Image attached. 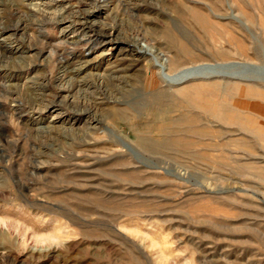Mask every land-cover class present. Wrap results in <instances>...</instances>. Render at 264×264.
<instances>
[{"label": "rangeland", "instance_id": "374dc122", "mask_svg": "<svg viewBox=\"0 0 264 264\" xmlns=\"http://www.w3.org/2000/svg\"><path fill=\"white\" fill-rule=\"evenodd\" d=\"M22 21L0 33L31 62L0 70V264H264V0H0ZM146 45L198 76L161 81Z\"/></svg>", "mask_w": 264, "mask_h": 264}, {"label": "bare ground", "instance_id": "6f19581e", "mask_svg": "<svg viewBox=\"0 0 264 264\" xmlns=\"http://www.w3.org/2000/svg\"><path fill=\"white\" fill-rule=\"evenodd\" d=\"M41 9V8H40ZM75 15V14H74ZM74 15H64L63 13L62 14H60L59 16H58V19H56V20H58V22H66V21H74L76 18H74L75 16ZM56 18V17H55ZM79 21V20H78ZM19 22H21V21H19ZM23 22L24 21H22V23L19 25L18 23H17V25H8V24H2V25H0V33L1 34H3V33H5V32H7V31H9V30H11V29H13V31L14 30H18V29H22V27H21V25L23 24ZM74 23H75V21H74ZM73 23V24H74ZM25 24V23H24ZM71 26V25H70ZM114 26V25H113ZM69 27V26H68ZM87 28H89V27H87ZM68 29H70V28H68ZM112 29H113V27L112 26H109V25H106V24H99V26H98V31H99V33H100V35L101 36H98V37H95V38H93V40H94V43H95V41L96 42H103L104 41V39L107 37V36H109V35H111V33H112ZM75 30V29H74ZM66 31H68L67 29H66ZM73 32H75V31H73ZM11 34V33H10ZM93 34V33H92ZM9 35V34H8ZM77 35V34H76ZM103 35V36H102ZM79 36V35H78ZM82 36L85 38V39H92V36L89 34V30H86V31H84L83 32V34H82ZM83 37H82V39H83ZM81 38V37H80ZM8 39H10V37H5L4 39H2L1 41H0V70H4V71H6V70H9L11 67H13V68H15V67H17V66H15V63H17V64H20V66H22V65H24L23 67H25V68H28V67H30V65H31V62L29 63V62H27V64H24L25 62H24V59L27 57L24 53H23V51H21V49L18 47V46H16V45H13V43H11L12 41H8ZM77 40V39H76ZM78 42H79V40H78ZM30 46V45H29ZM23 50V49H22ZM9 53H11V54H13L14 55V53H15V56H10L9 55ZM103 53H105V52H103ZM162 52L161 51H159L158 50V48L157 47H155V46H150V45H146V47H145V49H144V51L140 54V56H142V55H151V56H153L155 59H156V64H155V66L159 69V78H160V80L162 81H166L169 85H175V84H178V83H181L182 81H186V80H188L189 78H194V77H197L198 75H195L192 71V69H182V71L181 72H179V73H174V74H172L171 73V71H170V69H171V67H170V59H169V57H164V55H162L161 54ZM69 62V61H68ZM69 64V63H68ZM68 64H63L62 66H61V68H63V70H68V69H71V70H75L74 72H76V74L77 73H79L82 69H85V68H87V67H89L90 65H92V59L91 58H85L84 60H82V61H80V64L76 67V68H70V64L68 65ZM152 64V62H150L147 66H146V75H148V72H150L151 73V71H150V69H149V67H150V65ZM10 71V70H9ZM156 72V71H155ZM70 73V72H69ZM217 74L219 75V76H225L226 75V73H224V72H217ZM216 74V75H217ZM145 75V74H144ZM151 75V74H150ZM156 75V74H155ZM203 76V75H202ZM83 77V76H82ZM102 77V76H101ZM97 78L98 80H97V82H96V84H97V87L98 88H100L101 89V87H103V81H102V78ZM147 77V76H146ZM157 77V76H156ZM232 77V76H231ZM145 78V77H144ZM77 79L78 80H80V81H84V78H76V80L75 81H77ZM146 79V78H145ZM159 81V80H158ZM218 81V80H217ZM35 83H37V82H35ZM10 85V84H9ZM8 85V86H9ZM35 85V84H34ZM5 88H7L6 90L7 91H10V90H8V88L9 87H6L5 86ZM10 89V88H9ZM36 89V88H35ZM32 93V97L33 98H37L38 96H37V93L35 92V91H33V92H31ZM30 93V94H31ZM181 93H183L182 91H181ZM12 94V93H11ZM178 97H179V95H178ZM177 97V98H178ZM182 98V97H181ZM180 98V99H181ZM35 100H38V99H35ZM173 100H175V99H173ZM176 100H178V99H176ZM175 100V101H176ZM181 101V100H180ZM176 103H177V101H176ZM14 106V105H13ZM181 106V105H180ZM22 107V106H21ZM34 107V106H33ZM185 107V106H184ZM185 110V109H184ZM85 112H89V110H84ZM89 113H91V112H89ZM92 119L94 120V121H98L99 120V118L98 117H95V116H93L92 117ZM191 120L190 121H192L193 119L192 118H190ZM196 119V118H195ZM194 121V120H193ZM192 121V122H193ZM145 144H146V140H145ZM0 188H3V183L2 184H0Z\"/></svg>", "mask_w": 264, "mask_h": 264}]
</instances>
